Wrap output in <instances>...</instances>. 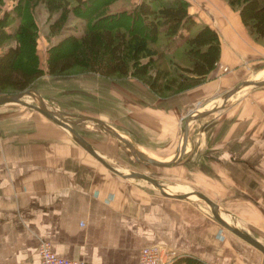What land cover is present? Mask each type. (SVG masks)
<instances>
[{
	"label": "crops",
	"instance_id": "crops-1",
	"mask_svg": "<svg viewBox=\"0 0 264 264\" xmlns=\"http://www.w3.org/2000/svg\"><path fill=\"white\" fill-rule=\"evenodd\" d=\"M186 1L195 22L221 31V63L244 59L258 46L264 53L225 0L221 11L209 10L215 0ZM18 104L0 103V264H39L41 240L56 255L102 264H134L139 248L155 243L211 264H264V252L221 231L190 191L175 197L99 173L52 120ZM226 109L201 184L220 196L221 205L213 202L224 221L221 206L264 245V87Z\"/></svg>",
	"mask_w": 264,
	"mask_h": 264
},
{
	"label": "rangeland",
	"instance_id": "rangeland-1",
	"mask_svg": "<svg viewBox=\"0 0 264 264\" xmlns=\"http://www.w3.org/2000/svg\"><path fill=\"white\" fill-rule=\"evenodd\" d=\"M66 1L69 9L59 27L57 25L58 32L49 31L47 28V22L53 20L56 13L53 11L48 13L45 10V0L29 5L31 9H28L34 20V27L37 29L35 38V47L39 50L38 54L35 49L37 64L43 72L28 85L27 88L30 89L22 95V100L37 105L41 101L50 111L59 115L60 119L67 121L98 154L119 172L136 170L145 173L153 177L165 192L190 191L188 196H193L194 201L210 216L211 221L219 223L213 219L208 203L191 191H200L221 205L220 196H210L208 192L203 191L205 187L201 184V169L209 161L208 152H217L218 150V147H214L213 144L218 139L217 133L218 135L221 133V113L224 112V109L231 108L237 98L247 95L250 90L264 87V83H242L244 79L260 80L264 78L263 51H260L258 46L257 49H250L249 55L244 59L241 57L238 61L229 64L221 63V31L216 32L219 40V54L213 65L214 68L212 67L213 69L211 68L212 70L210 69L203 77L192 82L183 81L182 87L179 83L176 84L178 78L174 77L172 84L160 91L149 89L144 80L129 74L100 75L84 70L77 65L59 74L48 75L44 72L46 46L56 41L64 33L80 30L83 23L85 24L103 10H111L114 7L125 8L138 2V0H111L114 7L105 5L91 13V6L96 5L98 0H90L89 3L75 11L78 13L76 15L74 11L70 10L73 1ZM14 2L15 0H0V16L2 10L9 9ZM188 6L189 2L187 1ZM211 8L210 11H213V8L221 11V0H215ZM110 21L104 20L99 24H108ZM14 23L15 20L7 23L5 30L11 28L8 24ZM132 24L133 27H140L134 19ZM181 32L186 34L187 30L181 29ZM157 37V40L151 42V45L156 48V43L159 42L157 48L162 56L156 59L155 65H158L157 67L160 69L182 72L177 57L167 51L169 48L165 49L162 46L161 33ZM171 38L174 39V36ZM252 41L257 45L264 46L260 41ZM236 84H238L237 88H234L225 97L226 91ZM15 106L32 110L20 104ZM209 108L212 110L201 116L195 115L198 111ZM80 114L99 119L103 126L89 118L80 119L78 116ZM184 123L186 132L181 149ZM53 124L65 132L66 138L71 144L79 146V150L84 156L98 165L99 173L106 176L112 175L114 178H124L123 180L141 185L146 190L151 189L160 193L154 184L143 178L122 177L111 172L87 153L76 142L75 136L69 130L56 123ZM112 132L128 141L136 156L170 162L166 165H154L137 161L126 144ZM221 207V214L227 216L226 220L228 221L226 222L232 227L241 229L238 222L232 216H228ZM222 230H224L223 225H221Z\"/></svg>",
	"mask_w": 264,
	"mask_h": 264
},
{
	"label": "trees",
	"instance_id": "trees-1",
	"mask_svg": "<svg viewBox=\"0 0 264 264\" xmlns=\"http://www.w3.org/2000/svg\"><path fill=\"white\" fill-rule=\"evenodd\" d=\"M36 1L40 0H15L9 9L2 10L0 92L13 93L27 88L43 72L37 64V29L29 11V5ZM72 1L70 10L74 13L90 2ZM113 1L98 0L99 3L91 6V13L105 5L114 7L111 3ZM225 2L236 10L250 38L264 44V0ZM44 3L48 13H56L55 18L47 22V28L58 32L57 25L59 27L69 9L67 1L45 0ZM186 8V0H138L136 4L125 8L103 10L83 23L80 30L64 33L46 46L44 72L56 75L77 65L100 75L129 74L144 80L153 91L168 88L167 85L172 84L174 77L178 78L176 84L179 83L182 87L183 81L192 82L203 77L213 67L219 54L216 31L205 22H195ZM133 19L140 27H133ZM13 20L14 24H8L11 28L5 30L7 23ZM104 20L110 22L99 24ZM181 29L187 30L186 34H182ZM159 33L162 36V46L169 48L167 51L177 57L182 72L160 69L155 65L156 59L162 55L157 48L159 42L156 43V48L151 42L157 40ZM4 40L5 43L2 44ZM171 263L211 264L191 253L175 254Z\"/></svg>",
	"mask_w": 264,
	"mask_h": 264
},
{
	"label": "water",
	"instance_id": "water-1",
	"mask_svg": "<svg viewBox=\"0 0 264 264\" xmlns=\"http://www.w3.org/2000/svg\"><path fill=\"white\" fill-rule=\"evenodd\" d=\"M248 83H253V84H261L264 83V79L261 80H255V81H251L249 80ZM236 86H233L231 88H229L226 93L225 96L229 95L235 88ZM28 88H24L20 91L17 92H13V93H1L0 94V103L2 102H9V101H14V102H18L24 106H29L35 110H37L38 112H40L41 114H43L44 116H46L47 118H49L50 120H52L54 123L66 128L67 130H69L74 136H75V140L76 142L87 152L89 153L93 158H95L102 166H104L105 168H107L108 170H110L111 172L122 176V177H130V176H136L139 178H143L149 182H151L152 184H154L157 189L159 190V192L161 194H165V195H172L175 197H183L186 194H188V192H183V193H169V192H165L162 190L161 186L155 181V179L145 173L133 170L130 172H119V170H117L115 167H113L111 164H109L102 156H100L93 148L92 146L85 141L76 131L74 128H72L67 121H64L62 119L59 118V115H57L56 113L50 111L41 101H39V105L37 104H33V103H29V102H25L24 100L21 99V95L24 94L27 91ZM212 110V108L209 109H205V110H201L199 112H197L195 115L196 116H201L205 113H207L208 111ZM80 119H87L89 118L90 120H93L97 123H99L100 126H103L102 122L95 118V117H91L88 115H78ZM185 132H186V125L185 123L183 124V137H182V145H181V149L183 147L184 144V140H185ZM113 135L117 136L119 139H121L126 146L128 147L129 151L131 152V154L134 156V158L136 160H140L143 162H147L150 164H154V165H166L168 164L170 161H165V160H154L152 158H147V157H138L136 156L133 147L131 146V144L126 141L125 139H123L121 136H119L117 133L112 132ZM192 193H195L198 197L202 198L206 203H208L209 208H210V212L212 217L219 222L221 225H223L224 227H226L227 229H229L230 231H232L233 233H235L236 235H238L239 237H241L242 239H244L245 241H247L248 243H250L251 245L255 246L256 248H258L259 250H261L262 252H264V245L261 244L258 240H256L255 238H253L252 236H250L249 234L242 232L241 230H239L238 228L232 227L231 225H229L227 222H225L218 214L217 209H216V205L214 204V202L209 199L206 195H204L202 192L200 191H191ZM190 193V192H189Z\"/></svg>",
	"mask_w": 264,
	"mask_h": 264
},
{
	"label": "built area",
	"instance_id": "built-area-1",
	"mask_svg": "<svg viewBox=\"0 0 264 264\" xmlns=\"http://www.w3.org/2000/svg\"><path fill=\"white\" fill-rule=\"evenodd\" d=\"M39 264H102L79 258L56 255L49 248L46 241L41 240L37 246ZM174 254L161 244L141 246L138 250L137 260L134 264H163L170 261Z\"/></svg>",
	"mask_w": 264,
	"mask_h": 264
},
{
	"label": "bare ground",
	"instance_id": "bare-ground-1",
	"mask_svg": "<svg viewBox=\"0 0 264 264\" xmlns=\"http://www.w3.org/2000/svg\"><path fill=\"white\" fill-rule=\"evenodd\" d=\"M23 95V94H22ZM22 95H21V97H22ZM22 99V98H21ZM199 112V111H198ZM154 160H155V158H154ZM117 169V168H116ZM118 170V169H117ZM168 189H170V188H168ZM166 191H167V189H165ZM219 213V212H218ZM219 215H220V213H219ZM221 216V215H220ZM224 219V218H223ZM226 221V220H225Z\"/></svg>",
	"mask_w": 264,
	"mask_h": 264
}]
</instances>
